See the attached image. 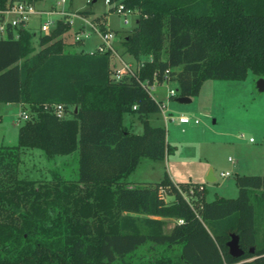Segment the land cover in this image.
Segmentation results:
<instances>
[{"label": "trees", "instance_id": "1", "mask_svg": "<svg viewBox=\"0 0 264 264\" xmlns=\"http://www.w3.org/2000/svg\"><path fill=\"white\" fill-rule=\"evenodd\" d=\"M111 1L137 13L123 54L140 66L119 80L111 51L66 50L64 19L37 51L28 28L0 38V102L30 109L18 144L0 145V264H264V175L237 174L238 196L212 201L203 184L174 182L168 172L157 183L127 181L143 158L173 152L167 129L150 121L161 107L143 82L169 76L177 97L193 98L209 79L244 80L250 70L264 77V0ZM105 21L92 19L103 33ZM53 104L66 105L67 116ZM131 113L141 133L125 125ZM24 148L48 159L78 151V178L55 170L47 180L22 177ZM166 218L176 219L170 230ZM232 232L243 255L229 252Z\"/></svg>", "mask_w": 264, "mask_h": 264}, {"label": "rangeland", "instance_id": "2", "mask_svg": "<svg viewBox=\"0 0 264 264\" xmlns=\"http://www.w3.org/2000/svg\"><path fill=\"white\" fill-rule=\"evenodd\" d=\"M61 0H43L36 6L50 9ZM59 8L74 12L71 29L60 35L65 43L66 50L93 52L102 40L98 29L92 27L90 22L80 17L79 11L89 10L95 15L106 14L107 25L114 29V45L118 44L116 53L112 57V66H118L115 58L122 57L125 48L123 40L136 25V14L128 15L129 23H125V16L115 13L105 0H66ZM59 14L51 16L56 20ZM50 17L46 14L33 15L29 27L34 33L33 45L36 51L41 48L39 28L41 22ZM85 24L82 31L84 41L76 39V31L80 23ZM118 30V31H115ZM120 34V35H119ZM120 39V40H119ZM119 40V41H118ZM76 43L75 47L73 44ZM120 59V58H119ZM122 60L136 67V61L126 54ZM258 77L250 70L244 80L209 79L202 86L198 96L191 102H179L177 98L168 100L167 113L177 117L188 115L192 121L179 124L176 120H165L162 111L151 114L152 123L167 129V139L173 147L165 160L143 158L137 169L127 178L134 183H157L161 181L166 172L177 182L194 181L204 184L206 199L212 201L218 197L235 198L239 194L236 184L237 174L259 175L264 174V90L257 87ZM159 87V86H158ZM157 87V88H158ZM177 88L176 81L164 82L163 86L155 89L157 98L165 100L166 88ZM162 91V92H160ZM166 102V100H165ZM26 111H30L26 108ZM17 104L7 107L0 102V145H17L19 140V127L24 119L20 117ZM195 119L199 122L195 123ZM131 131L141 133L142 123L137 113L126 114L125 123L130 125ZM250 138H253L251 141ZM20 175L29 179L47 180L52 177V170L60 172L65 179L76 180L79 175V152L58 156L56 160L48 159L37 148H24L21 153ZM68 158V159H67ZM67 160V161H65ZM64 161V162H63ZM211 169L216 177L215 181L208 180ZM222 172L231 175L223 176ZM169 201L173 198L168 197ZM166 230H170L176 221L175 218H166ZM260 234L264 224V213L259 217ZM142 254L152 251L144 249ZM141 254V255H142Z\"/></svg>", "mask_w": 264, "mask_h": 264}, {"label": "built area", "instance_id": "3", "mask_svg": "<svg viewBox=\"0 0 264 264\" xmlns=\"http://www.w3.org/2000/svg\"><path fill=\"white\" fill-rule=\"evenodd\" d=\"M106 4H108L111 7V10H113L115 13L125 16V23L128 24L130 21L128 19V15L135 13L133 9L126 8L125 5L121 2L111 1V0H105ZM66 3V0H61L56 3L55 8H51L49 10H41L36 6V3L34 1L30 0H13L7 3V6L5 9H0V38H7L10 35V32L13 33L14 37H18V29L20 27L27 28L28 22L31 18V16L35 14H46L50 18L43 22L40 25V30L43 34H51L53 28L56 26L57 21L52 19L51 16L55 14L62 15V18L66 22H70V17L74 15V12L67 11L65 9L59 8V6H63ZM92 27L95 29H98V31L101 33L102 40L100 44L98 45V49L102 52L111 51L116 53V46L113 43V39L115 37L114 32L110 29L106 33H103L100 31L99 27L93 23H91ZM76 39L77 40H83L82 32L76 33ZM112 54V55H113ZM118 66L114 67L111 65L112 68V75L115 79L119 80L121 79L125 74L134 73L138 70L140 64L136 63V67H132V65L121 58L119 59ZM173 78L167 76L166 79L163 82L158 81L157 78L153 82H149L146 80L143 82V85L147 90L151 93L153 98H155L161 107V111L164 113L165 120H176L179 124H187L192 121V118L188 115L181 114L180 116L174 117L167 113V105L168 100L177 97L178 95V88L168 87L167 92L165 95V100H159L155 97V89L159 84H163L164 82H169ZM53 108V112L60 118L67 116V108L64 104H53L51 105ZM20 117L23 119H28L30 117V113L26 110H22L20 113ZM195 123H198L199 120L195 119ZM252 141L253 138H250ZM221 175L223 176H229L231 175L229 172H222ZM200 189H204V186L201 185ZM193 190L191 191V193ZM164 194V193H163ZM166 199L168 196L165 194L163 195ZM185 196L188 198V194H185ZM168 200V199H167ZM179 222L183 221V218L177 219Z\"/></svg>", "mask_w": 264, "mask_h": 264}, {"label": "crops", "instance_id": "4", "mask_svg": "<svg viewBox=\"0 0 264 264\" xmlns=\"http://www.w3.org/2000/svg\"><path fill=\"white\" fill-rule=\"evenodd\" d=\"M34 2L37 4V2H41V3H43V0H34ZM42 5V4H41ZM39 6L38 8L39 9H41V10H49V9H45V7H43V6ZM56 7V3L51 7V8H55ZM50 8V9H51ZM67 11H70V12H73V11H71V10H67ZM133 14H136V20H137V13L135 12V13H133ZM35 15H42V14H35ZM60 15V14H59ZM80 15V17L84 20V21H86V22H90V23H92V19L94 18V17H97V16H100V15H95V13L93 12L92 14H90L89 16H86V15H83V14H79ZM101 15H103V14H101ZM62 16V15H61ZM32 17V16H31ZM72 18H73V16H71L70 17V19H71V21L69 22L70 23V26L72 27V25H73V21H72ZM60 19H63L62 17L61 18H59V19H57V21L58 20H60ZM107 16H106V26H107V28L108 29H110V30H112V31H114V29H112V28H109L108 27V25H107ZM30 21V20H29ZM29 23L30 22H28V25H27V28L30 30V25H29ZM43 22H41L40 23V25L42 24ZM79 27H78V31H76V33L77 32H82L83 30H85L84 28H85V24H83L82 22L78 25ZM39 28H40V26H39ZM71 29V28H70ZM31 31V30H30ZM115 31H118V30H115ZM32 32V31H31ZM43 34V33H42ZM120 35V34H119ZM35 38V32H34V37H33V39ZM120 40V39H119ZM118 40V41H119ZM82 42H83V40H81L80 41V43L79 44H82ZM100 44V43H99ZM75 45H77L76 43H74L73 44V47H75ZM116 46V48L118 47V44H116L115 45ZM98 47V46H97ZM83 50V49H82ZM96 50V49H95ZM124 50H125V48L122 50V52H121V54H123L124 53ZM75 51H78V50H75ZM84 51V50H83ZM125 56H126V54H124L123 55V58L125 59ZM112 57H113V55H112ZM119 58H121V59H123L122 57H120V55H119V57H117V58H115L116 59V61L119 63L120 61H119ZM170 81H176V80H174V79H172V80H170ZM176 84H177V81H176ZM160 88L163 86V84H159L158 85ZM157 86V87H158ZM177 86H178V84H177ZM158 87V88H159ZM157 88V89H158ZM160 88H159V90H160ZM160 92H162V91H160ZM164 94L166 95V92H167V88H166V90H164ZM155 97L157 98V96L155 95ZM158 99V98H157ZM160 100H164V99H160ZM2 103H5V102H2ZM14 104H17L18 105V108H19V110H20V112L24 109V105L23 104H21V103H15V102H10V103H6V105H7V107H9L10 105H14ZM126 116V115H125ZM2 117V115L0 114V118ZM150 118V117H149ZM150 121H151V118H150ZM131 123H130V125H128V124H126L125 123V117H124V123H125V125L129 128V130L131 131V124H133V120H131L130 121ZM151 123H152V121H151ZM153 125H156V124H154V123H152ZM58 156H60V155H57V156H55L53 159L54 160H56V158H58ZM65 157H68L69 155H64ZM68 159V158H67ZM65 161H67V160H65ZM64 162V161H63ZM211 175H213L214 176V172H213V170L211 169V171H210V173H209V176H211ZM259 175H264V174H259ZM208 176V177H209ZM215 177V176H214ZM171 178L174 180V178L171 176ZM216 178V177H215ZM216 180V179H215ZM214 180V181H215ZM192 181V180H191ZM174 182H177V181H175L174 180ZM200 183V182H199ZM202 184V183H201ZM203 186H204V184H203ZM205 187V186H204Z\"/></svg>", "mask_w": 264, "mask_h": 264}, {"label": "water", "instance_id": "5", "mask_svg": "<svg viewBox=\"0 0 264 264\" xmlns=\"http://www.w3.org/2000/svg\"><path fill=\"white\" fill-rule=\"evenodd\" d=\"M257 87L259 90H264V77H260L257 80ZM179 102H191L192 97L188 96H179L177 97ZM210 181H214L216 178L211 175L207 178ZM229 247V252L234 256H240L245 253V249L240 245V235L237 232H232L230 239L227 241ZM250 251H254V247L250 248Z\"/></svg>", "mask_w": 264, "mask_h": 264}]
</instances>
